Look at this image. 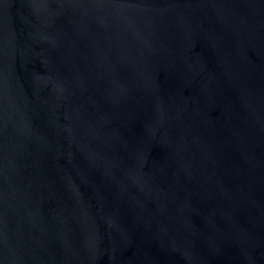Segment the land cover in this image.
Returning <instances> with one entry per match:
<instances>
[{
  "label": "water",
  "instance_id": "1",
  "mask_svg": "<svg viewBox=\"0 0 264 264\" xmlns=\"http://www.w3.org/2000/svg\"><path fill=\"white\" fill-rule=\"evenodd\" d=\"M0 264H264V0H0Z\"/></svg>",
  "mask_w": 264,
  "mask_h": 264
}]
</instances>
